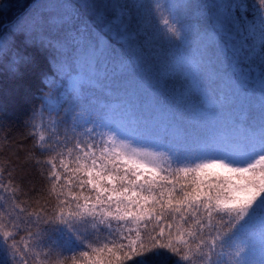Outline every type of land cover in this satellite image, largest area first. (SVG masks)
<instances>
[{"label": "snow or ice", "instance_id": "6c2138e0", "mask_svg": "<svg viewBox=\"0 0 264 264\" xmlns=\"http://www.w3.org/2000/svg\"><path fill=\"white\" fill-rule=\"evenodd\" d=\"M12 7L0 0V16ZM29 7L0 21V61L13 75L38 71L48 85L31 135L49 154L57 203L27 221L0 218L5 264H44L35 248L50 231L75 245L55 264H168L169 254L185 264H255L259 236L248 225L264 222V122L256 123L264 99L257 107L252 92L264 95V0H204L192 9L194 27L154 0L170 47L146 108L128 99L123 81L148 39L136 0H82L62 14L38 0ZM193 35L192 48L174 50ZM20 43L44 52L53 75L21 57ZM121 106L125 115L113 123ZM232 110L237 118L218 117ZM157 126L175 140L163 148L138 142Z\"/></svg>", "mask_w": 264, "mask_h": 264}, {"label": "trees", "instance_id": "16d2710c", "mask_svg": "<svg viewBox=\"0 0 264 264\" xmlns=\"http://www.w3.org/2000/svg\"><path fill=\"white\" fill-rule=\"evenodd\" d=\"M33 2L34 0H12L11 11L6 16H0V21L7 23L9 20L26 14L31 10L29 6ZM38 2L50 4L53 6V11L62 14L66 11L64 7L66 4L74 9L82 3V0H38ZM136 2L141 5L142 31L148 35V39L142 41V46L132 53L135 66L123 77V81L128 88V99L146 108L152 94L151 84L156 63L167 54L170 45L160 38L164 30L159 14L154 13L152 9L154 0H136ZM161 2L179 16L185 27H194L196 17L191 14L192 9L204 3V0H161ZM195 43L196 39L193 35L183 45L176 46L174 50L183 52L185 49L192 48ZM18 52L21 57H32L39 68L48 72L49 76L53 75L50 71L51 65L47 63V55L36 46H25L20 43ZM256 62L253 61V63ZM47 91L48 85L44 83L38 71L13 75L8 69V62L0 61V104L5 106V111L0 112V218L5 222L16 217L27 221L28 212L41 208L50 213L57 203L56 197L50 193L51 185L47 179L49 165L44 163L49 154H40V150L34 147L35 141L31 135L35 131L31 126L33 111L39 109L43 93ZM252 95L259 107L264 95L258 88L253 90ZM12 101L22 110L18 117L19 127L14 129L7 128L2 122V119L5 120L8 116L7 107ZM229 116L237 118V110L218 113L220 119ZM262 122H264V117L257 112V126H260ZM44 134L47 138L48 133ZM144 134L148 138H156L155 141L164 147L175 140V133L172 129H162L159 126L149 128ZM36 160H40L41 163L37 164ZM213 171L219 172L221 177L229 175L219 170ZM21 208L25 211L21 212ZM42 227L47 226L42 225ZM248 227L258 233L259 239L254 246L252 259L255 264H261L264 261V222L256 220ZM21 228H24L23 223H21ZM9 230L14 231L11 228ZM20 235L26 234L21 232ZM73 247L75 245L68 241L66 233L50 231L43 243L36 246L35 251L42 253L39 259L44 261V264H55L56 259L63 260L64 257L72 255L68 249ZM50 249L51 254L45 258L43 254L48 253ZM4 260H7V256L0 253V264H5ZM29 264H32L31 259ZM168 264H185V262L180 261L178 256L169 254Z\"/></svg>", "mask_w": 264, "mask_h": 264}, {"label": "rangeland", "instance_id": "374dc122", "mask_svg": "<svg viewBox=\"0 0 264 264\" xmlns=\"http://www.w3.org/2000/svg\"><path fill=\"white\" fill-rule=\"evenodd\" d=\"M7 111H8V116H6V119H2L5 124L6 127L8 128H17L19 127L18 123H19V118L22 110L20 108L17 107V105L12 101V103L10 104V106L7 107ZM125 111L123 110V106H121V109H118L117 111H115L114 113L111 114V121L113 123H119L120 120L124 117L125 115ZM156 138H148L145 136V134L143 133L139 138H138V142L145 145V146H149V147H155V148H163L164 146H162L161 144H159L158 142L155 141ZM224 148L223 146H218L213 148L211 151L213 152H219V151H223ZM222 171L220 169H216V171ZM233 179H237L236 177H233Z\"/></svg>", "mask_w": 264, "mask_h": 264}]
</instances>
